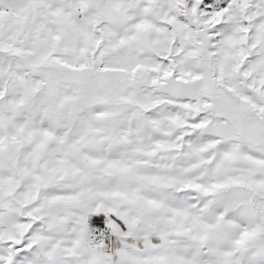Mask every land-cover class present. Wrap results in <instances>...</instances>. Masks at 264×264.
<instances>
[{
	"label": "snow or ice",
	"instance_id": "snow-or-ice-1",
	"mask_svg": "<svg viewBox=\"0 0 264 264\" xmlns=\"http://www.w3.org/2000/svg\"><path fill=\"white\" fill-rule=\"evenodd\" d=\"M0 264H264V0H0Z\"/></svg>",
	"mask_w": 264,
	"mask_h": 264
}]
</instances>
